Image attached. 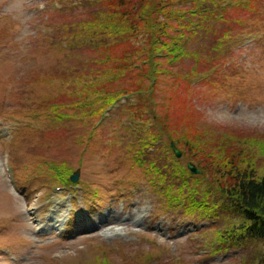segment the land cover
Here are the masks:
<instances>
[{
  "label": "rangeland",
  "instance_id": "rangeland-1",
  "mask_svg": "<svg viewBox=\"0 0 264 264\" xmlns=\"http://www.w3.org/2000/svg\"><path fill=\"white\" fill-rule=\"evenodd\" d=\"M148 1L151 8L161 0ZM182 2L161 1L174 10L168 34H183L182 54L157 56L152 107L171 111L180 97L181 106L196 113L197 129L206 131L203 140L237 131L264 141V0H249V8L221 5L225 11L219 6L216 15L223 18L206 20ZM99 3L0 0V264H242L260 256L264 240L242 239L223 250L215 233L233 221L223 211L208 216L167 208L152 191L149 163L172 169L163 151L166 136L140 150L141 140L156 131L140 92L106 104L98 94H84L95 82H115L102 74L106 67L128 53L125 47L134 51L145 41L141 31L108 47L104 38L88 39L90 20L106 10ZM189 19L204 22L188 32ZM144 58L132 56L131 74L116 79L122 88L148 78ZM254 164L261 172L264 156ZM61 167L78 171L74 186L56 178ZM163 183L180 186L173 176ZM61 201L62 222L52 227L53 205ZM109 214L118 217L111 225L118 234L77 227L79 217L98 221ZM26 215L36 220L31 230Z\"/></svg>",
  "mask_w": 264,
  "mask_h": 264
},
{
  "label": "trees",
  "instance_id": "trees-1",
  "mask_svg": "<svg viewBox=\"0 0 264 264\" xmlns=\"http://www.w3.org/2000/svg\"><path fill=\"white\" fill-rule=\"evenodd\" d=\"M96 1H99L100 6L105 7L106 10L98 11L95 19L90 20L89 28L85 29L88 32L86 34L88 39L104 38V47H108L115 44V39H125L132 34L136 38L135 34L141 31L145 41L134 51L130 50V47H125L124 51L128 53L116 57L114 64L106 67L105 74H102L109 77H107L108 81L115 82L112 84L95 82L90 89H85L84 94H98L103 98H100L102 104H106L112 103L124 92H140V99L144 104L149 105L152 123L154 122V128L156 127L155 133H152L151 129L147 134L146 145L166 136L167 142L163 145V151L172 169L171 172L166 173L162 167H168L167 164L161 165L160 168L154 161L149 163L151 166L147 167L146 171L151 173L149 186L152 191L161 196L162 203L167 208L183 207L188 213L197 211L203 215L215 214V210L220 208L235 216L236 223H231L229 227L218 233L221 239L224 237L237 240L264 239V167L259 172L254 164L256 157L264 156V141L258 140L255 136H240L242 132L237 131H223L215 141L208 138L203 140L202 136L206 131L197 129L196 113L192 108L181 106L180 97L173 99L171 111L159 114L152 107L156 105L152 95L155 88L154 78L157 79L159 71L157 56L163 52L165 56L171 58L182 54L178 41L183 34H179V38L168 34L170 22L167 20H171L174 10L167 9L166 6L161 7L162 0L151 3H155L151 8L148 0ZM187 1L192 3L188 12L202 17V20L213 18L219 6L225 11V7L221 5L231 2L235 7L249 8L247 5L249 0H183L182 5L186 6ZM222 16L223 13L219 15V19L223 18ZM188 22L185 29L192 32L199 29L204 21L197 20L194 23L189 19ZM102 50V48L98 49V52ZM132 56L138 59L145 57L143 62L148 78L146 80L135 78L132 82L133 88H122V84L116 79L131 74L132 67L136 64ZM110 58L107 55L102 64L110 62ZM140 79L144 81V85L140 83ZM103 85L105 87H102ZM138 85L144 87L138 88ZM147 91L150 96L145 97ZM170 141H173L183 152L180 159L173 155L169 146ZM256 148L260 151L258 156H256L258 150H254ZM188 161L194 162L201 170V174H191L186 168ZM61 168L63 173H58L59 176L56 173L54 175L56 178L60 177L63 183H69L72 171ZM170 176L180 180V186L176 189L172 183H163L165 180L168 181ZM185 190L186 193H182ZM253 258H255L253 261L245 260L242 264H264V253Z\"/></svg>",
  "mask_w": 264,
  "mask_h": 264
},
{
  "label": "bare ground",
  "instance_id": "bare-ground-1",
  "mask_svg": "<svg viewBox=\"0 0 264 264\" xmlns=\"http://www.w3.org/2000/svg\"><path fill=\"white\" fill-rule=\"evenodd\" d=\"M63 202H56L53 205V209L51 211V217L49 218L50 220H52V222L54 223L52 226L55 227L58 224H60L62 222V218H61V210L63 207ZM128 212V213H127ZM131 211L128 209V211H126L127 213V218L131 219L133 218L135 215L134 213H130ZM24 219V223L28 224L29 223V229L31 230L32 224L33 222H35L33 220V217H29L28 215L23 217ZM116 220H118L117 216H111L110 214L107 215L105 218H101L98 221H94L93 218L91 216H86V217H79L78 221H77V227L79 230L81 231H89V230H95L98 228H102V227H107L104 232L105 236H108L107 233L111 232V234H118L117 232H114V228H111V225L116 223ZM135 224H140L141 223V218H139L137 221H135ZM38 223H40V220L38 221ZM127 224V223H125ZM27 228V227H26ZM40 230H44V226H39ZM52 233V232H50Z\"/></svg>",
  "mask_w": 264,
  "mask_h": 264
},
{
  "label": "water",
  "instance_id": "water-1",
  "mask_svg": "<svg viewBox=\"0 0 264 264\" xmlns=\"http://www.w3.org/2000/svg\"><path fill=\"white\" fill-rule=\"evenodd\" d=\"M170 146H171V149L173 150L175 156H176V157H180L181 153H180V151L175 147V145H174L173 142L170 143ZM187 167H188V169H189L192 173H194V174H197V173L200 172V170L197 169L192 163H188V164H187ZM77 178H78V172L75 171V172L70 176V180H71L72 182H75V181L77 180Z\"/></svg>",
  "mask_w": 264,
  "mask_h": 264
}]
</instances>
